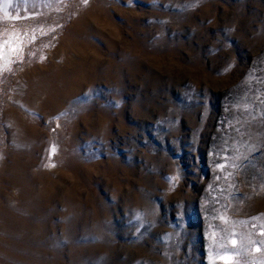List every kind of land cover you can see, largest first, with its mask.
<instances>
[{"label":"rangeland","instance_id":"374dc122","mask_svg":"<svg viewBox=\"0 0 264 264\" xmlns=\"http://www.w3.org/2000/svg\"><path fill=\"white\" fill-rule=\"evenodd\" d=\"M0 264H264V0H0Z\"/></svg>","mask_w":264,"mask_h":264},{"label":"snow or ice","instance_id":"6c2138e0","mask_svg":"<svg viewBox=\"0 0 264 264\" xmlns=\"http://www.w3.org/2000/svg\"><path fill=\"white\" fill-rule=\"evenodd\" d=\"M233 243H235V241H233Z\"/></svg>","mask_w":264,"mask_h":264}]
</instances>
